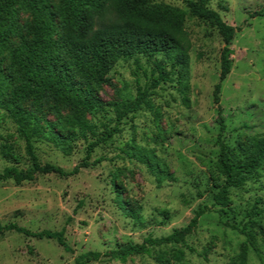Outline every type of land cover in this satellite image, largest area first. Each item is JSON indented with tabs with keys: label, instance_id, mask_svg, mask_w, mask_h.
<instances>
[{
	"label": "rangeland",
	"instance_id": "obj_1",
	"mask_svg": "<svg viewBox=\"0 0 264 264\" xmlns=\"http://www.w3.org/2000/svg\"><path fill=\"white\" fill-rule=\"evenodd\" d=\"M163 1L186 10L190 0ZM209 6L227 24L241 30L230 47L233 65L222 83L219 106L214 103V89L220 78L223 38L212 24L189 17L185 26L191 44L187 91L182 90L177 76H173V83L161 85L151 98L152 110L139 112L121 134L95 149L92 161L106 159L97 167L67 179L49 174L36 175L33 182L22 185L12 181L0 184L2 225L15 223L32 232L65 229L72 252L55 241L7 233L0 236V264H74L88 252L107 253L129 242L141 244L149 236L166 237L186 227L201 207H212L216 191L212 178L219 179L220 121L230 148L235 149L237 141L250 148L255 137H264V0H212ZM28 22V16L22 14L21 23L25 26ZM139 61H121L97 90L98 97L111 103L135 96L138 79L145 86L144 71L147 76L152 71L146 58ZM25 108L36 119L57 122V130L67 135L63 123L72 116L70 108L53 101L46 102L41 111L30 104ZM112 117L107 113L105 118H92L91 123L103 131V124L113 126L109 124ZM129 143L152 152L159 167L164 168L168 177L161 187L147 166L123 154ZM33 145L42 164L69 172L85 157L87 142L74 140L67 155L45 138L34 140ZM12 166L28 171L31 163L16 126L0 109V172ZM113 181L134 217L119 208ZM230 198L232 205L223 216L216 207L200 219L197 230L187 239V247L193 252L177 246L185 252V259L175 262L168 257L166 264L234 262L247 238L225 223L243 226L248 213L257 208L260 214L255 219L264 229V169L243 188L232 189ZM253 235L248 264H264L263 237L258 229ZM162 252L170 253L172 248H157L152 256L134 257L127 264H160L156 257ZM89 264L121 263L104 260Z\"/></svg>",
	"mask_w": 264,
	"mask_h": 264
},
{
	"label": "trees",
	"instance_id": "obj_2",
	"mask_svg": "<svg viewBox=\"0 0 264 264\" xmlns=\"http://www.w3.org/2000/svg\"><path fill=\"white\" fill-rule=\"evenodd\" d=\"M211 1L190 0L187 9L183 10L163 0H0V109L16 126L31 163L28 171L15 166L5 168L0 172V184L12 181L22 185L33 182L36 175L49 174L67 179L83 169L97 167L106 159L92 161L95 149L121 134L126 123L139 112L152 110L151 98L161 85L173 83V76H177L178 84L187 91L191 44L185 26L189 17L212 24L223 38L220 78L214 89V103L219 106L222 83L233 65L230 47L241 30L227 24L220 13L211 9ZM22 14L29 18L25 26L21 23ZM142 57L151 64L152 71L150 76L144 71L145 86L142 87L138 79L135 96L111 103L98 97L97 90L121 61L135 59L139 63ZM48 101L71 109L72 116L63 123L67 135L63 136L61 130H57V122L36 119L25 108L30 104L41 111ZM55 111L59 115L58 109ZM107 113L113 115L109 119L113 126L103 124V131H99L91 120L98 116L105 118ZM220 126L216 162L219 179L212 178V188L216 190L212 207H201L186 227L176 229L166 237L149 236L141 244L129 242L107 253L88 252L80 255L74 264L104 260L127 264L134 257L152 256L157 248L171 247L172 252H162L156 257L157 262L166 264L168 257L175 262L185 259V252L177 250V246L193 252L187 247V239L197 230L200 219L216 207L220 208L217 213L223 216L232 205L230 191L243 188L264 169V137H255L250 148L237 141L233 149L223 137L225 125L222 120ZM38 138L49 140L66 155L71 152V143L82 138L87 142L85 157L69 172L50 163L42 164L33 145ZM122 152L129 159L147 166L161 187L168 176L152 152L133 143ZM113 188L119 208L134 217L124 205L116 181H113ZM163 214L167 216L168 213ZM259 214L254 208L243 226L225 223L247 238L231 264H248L254 229L260 231L264 240V229L255 219ZM65 232V229L32 232L15 223H0V236L17 233L39 241H55L66 252H72Z\"/></svg>",
	"mask_w": 264,
	"mask_h": 264
}]
</instances>
